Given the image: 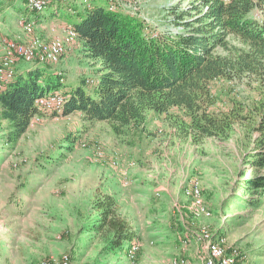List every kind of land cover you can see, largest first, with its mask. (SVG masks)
I'll use <instances>...</instances> for the list:
<instances>
[{
  "label": "rangeland",
  "instance_id": "374dc122",
  "mask_svg": "<svg viewBox=\"0 0 264 264\" xmlns=\"http://www.w3.org/2000/svg\"><path fill=\"white\" fill-rule=\"evenodd\" d=\"M124 1L151 20L149 32L170 36V28L180 25L174 20L173 9H187L192 0ZM74 2H61L66 6L61 13L72 15L71 19L74 15L68 8ZM17 8L0 13L1 39L20 37L27 43L30 36L47 41L61 37L62 25L52 22L59 18L57 14L35 21L32 33L19 24L23 17L34 20L40 13L48 14L51 5L35 12L21 1ZM61 19L68 21L63 15ZM20 27L23 35L15 37L22 31ZM5 28L11 29L6 34L10 36L1 34ZM55 65L51 67L65 77L67 87L81 77L96 78L101 68L99 61L84 54L79 39L67 46ZM212 90L217 102L211 111L216 117L234 111L233 105L239 107L240 115L247 116L234 122L227 136H202L180 108L167 113L151 111L147 125H133L123 135L116 134L107 122L84 120L79 112L67 116L38 113L16 143L7 138L9 121L0 120V264H40L63 254H69L76 264H173L179 256L202 264L200 242L193 240L187 249L181 242L200 225L226 236L229 246L238 249L241 264H264V198L238 185L246 169L244 159L250 128L258 117L256 107L264 104V78L247 74L233 80L221 78L213 82ZM68 137L76 141L66 149ZM99 148L103 156L97 160ZM141 171L143 182L160 195L137 240L140 251L134 259L126 254L97 262L99 245L86 234H77L82 216L88 213L98 190L117 198L124 193L130 202L138 200ZM254 172L249 170L246 175ZM192 178L201 181L210 217L194 216L195 206L184 191ZM163 187L175 191L164 194ZM241 196L247 200L253 196L259 202L252 205ZM155 230L160 232H152Z\"/></svg>",
  "mask_w": 264,
  "mask_h": 264
},
{
  "label": "trees",
  "instance_id": "16d2710c",
  "mask_svg": "<svg viewBox=\"0 0 264 264\" xmlns=\"http://www.w3.org/2000/svg\"><path fill=\"white\" fill-rule=\"evenodd\" d=\"M172 12L186 28L182 34L149 32L137 14L110 10L107 0L76 8L69 24L78 32L84 54L101 63L99 76L81 77L67 87L65 77L51 67L55 64L35 61L19 71L16 66L14 77L0 90V120L10 123L8 141L18 142L41 113L36 98L61 88L67 98L62 115L79 112L90 123L107 122L118 135L133 125H145L149 112L167 113L172 108L183 110L190 126L204 137L229 135L233 123L247 116L233 105L234 111L216 117L211 111L217 102L213 82L244 74L264 78V0H192L187 9L175 7ZM256 108L246 169L238 185L262 199L264 104ZM67 141L66 149L76 140ZM252 169L255 172L246 175ZM241 197L252 205L259 202L253 196ZM85 214L77 234L99 245L97 262L126 255L138 240L113 193L98 190Z\"/></svg>",
  "mask_w": 264,
  "mask_h": 264
},
{
  "label": "built area",
  "instance_id": "2783aa9c",
  "mask_svg": "<svg viewBox=\"0 0 264 264\" xmlns=\"http://www.w3.org/2000/svg\"><path fill=\"white\" fill-rule=\"evenodd\" d=\"M27 3L29 9L35 12H42L47 7L53 4L54 1L65 2L67 0H22ZM81 5L89 6L91 0H80ZM107 7L110 10L122 9L126 12L137 14L142 18L149 29L152 28L151 20L147 16L140 15L134 12V6L131 2L124 0H107ZM26 33L33 32L34 21L27 18H21L19 22ZM65 34L61 37H55L51 40H44L37 36H30L31 40L27 43L18 38H0V47L3 50V55L0 59V90L12 80L16 72V66L21 60L26 62H49L58 64L64 56L67 46L75 42L79 35L71 24L65 27ZM149 31V30H148ZM185 31L183 25L171 27L169 33L179 35ZM157 34V32H154ZM92 81V80H91ZM67 98L61 90L49 91L36 98L35 103L37 109L41 113H62ZM96 159L100 160L103 156L102 150L96 151ZM185 194L193 201L195 206V218L210 217L211 211L206 206L203 199L202 184L200 179L192 178L185 186ZM195 224L196 222H191ZM200 242L202 245V264H235L239 256V251L236 248L229 246L227 237L213 233L206 225H200L196 230H192L187 234L182 242V248L187 249L192 241ZM140 251V243L136 241L127 251L129 259H134ZM40 264H76L69 254H63L59 258L43 259ZM173 264H194L191 259L186 256H179L173 259Z\"/></svg>",
  "mask_w": 264,
  "mask_h": 264
},
{
  "label": "crops",
  "instance_id": "0c3cea01",
  "mask_svg": "<svg viewBox=\"0 0 264 264\" xmlns=\"http://www.w3.org/2000/svg\"><path fill=\"white\" fill-rule=\"evenodd\" d=\"M21 1L22 0H9L8 3H0V13H2V11H7V10L12 9V8L13 9H18L17 7H18V5H19V3ZM73 1H76V3L74 2V6H71L70 8L67 7L71 13L76 8H84L85 7V6L81 5L80 0H73ZM93 2H100V0H91V3H93ZM51 6L53 8L50 10V12H48V14L40 13L34 20H31V21H34V22L35 21H37V22L45 21V19H43L44 17L52 19V15L57 14V15H59L58 16L59 18L56 19V20L53 19L52 22H58V24L62 25L61 27H63V29H62V31L59 32L60 36H62L66 32L65 31L66 25L70 23V19H68V18H71L72 15H67V14L61 13L62 7H66L61 2L54 1ZM42 14H44V15L42 17H40V15H42ZM62 15L65 18H67L68 21L62 20L61 19ZM27 19L30 20L29 17H27ZM20 29L22 31L20 33H15L14 34L15 37L18 34H22L23 35V29L21 27H20ZM9 31H11V29L9 30V29L5 28V30H3L1 32V34L5 36L6 34H10ZM6 36H10V35H6ZM2 55H3V50L0 47V59H1ZM35 64L36 63L26 62V61L21 60L17 64V71L21 70L24 67L33 66ZM146 125H147V123H146ZM139 174H141L139 176H141V181L142 182H139L140 183L139 189H138L139 193L137 194L138 200L134 201V199H133L132 202H130V200H129L130 198L127 195H125L124 193L120 197L118 196V201H119V205H120V212H121V214L124 217H126L129 221H131L132 224L135 226L137 234H138V240H140L141 234L144 233L142 231V227H143L145 219L147 217H149L148 215L150 214V211L156 210V208L158 206L155 203L158 202V197L157 196L160 195V191H154L153 188L148 186L147 182H146L147 185L143 182V179H142L143 176L142 175H144V172L142 173V171H141V173H139ZM163 190L165 192H162V193H164V194L168 193L170 195H172L171 192L175 191L173 188L171 189L172 190L171 191L167 187H163ZM132 198H134V197H132ZM158 211H160V210H158ZM131 214H132V217H131ZM152 232H156L157 233V232H160V231L155 230V231H152Z\"/></svg>",
  "mask_w": 264,
  "mask_h": 264
}]
</instances>
